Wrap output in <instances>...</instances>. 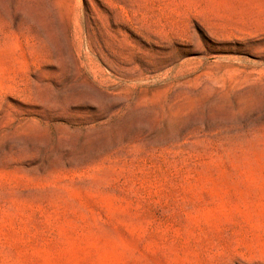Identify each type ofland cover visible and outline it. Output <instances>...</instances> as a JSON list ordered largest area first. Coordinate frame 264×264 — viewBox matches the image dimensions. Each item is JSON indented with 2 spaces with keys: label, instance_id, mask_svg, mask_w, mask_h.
Returning <instances> with one entry per match:
<instances>
[{
  "label": "rangeland",
  "instance_id": "1",
  "mask_svg": "<svg viewBox=\"0 0 264 264\" xmlns=\"http://www.w3.org/2000/svg\"><path fill=\"white\" fill-rule=\"evenodd\" d=\"M0 264H264V0H0Z\"/></svg>",
  "mask_w": 264,
  "mask_h": 264
}]
</instances>
